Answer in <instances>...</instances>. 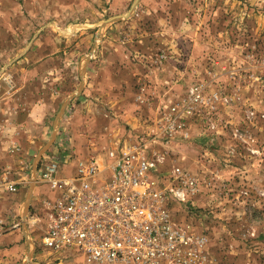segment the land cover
<instances>
[{
    "label": "rangeland",
    "instance_id": "1",
    "mask_svg": "<svg viewBox=\"0 0 264 264\" xmlns=\"http://www.w3.org/2000/svg\"><path fill=\"white\" fill-rule=\"evenodd\" d=\"M26 3L0 0V80L6 87L15 85L10 72L15 64L29 65L32 57L41 55L42 43L53 39L63 43L79 29L68 24L77 9L70 8L61 23L67 30L56 31L52 24L62 17L61 9H41L42 14L34 16ZM93 5L89 11L101 8L102 3ZM127 25L119 34L128 37L126 47L141 83L134 85L125 108L138 115L143 128L137 133L122 124L116 134L125 140L109 143L102 151L154 136L158 142L153 151L167 158L161 171L171 177L180 169L200 186L190 205L174 206L176 220L209 237L217 264H264V0H140ZM89 33L96 35V30ZM73 50L62 46L57 54L68 57ZM99 52L95 46L84 56L94 61ZM81 53L77 48L72 55ZM57 67L65 75L78 73L74 64L62 62ZM54 132L60 134L51 124L49 135ZM56 139L40 162L46 156L89 157H81L63 137ZM49 143L50 139L27 156L21 169L12 168L14 178L20 170L28 178L11 195L27 192L35 160ZM73 171L70 163L61 174L69 176ZM36 183L40 200L30 207L29 218L44 216L43 202L53 196L47 183L38 177ZM20 209H6L9 222H23ZM24 228L23 258L33 249L31 264H83L75 250L53 253L45 249L44 219L36 227L28 222Z\"/></svg>",
    "mask_w": 264,
    "mask_h": 264
},
{
    "label": "crops",
    "instance_id": "2",
    "mask_svg": "<svg viewBox=\"0 0 264 264\" xmlns=\"http://www.w3.org/2000/svg\"><path fill=\"white\" fill-rule=\"evenodd\" d=\"M26 1L34 16L41 15V9H61L62 17L52 24L56 31L67 30L62 28L61 23L70 15V8L77 9L76 17L71 16L68 24L79 26V29L73 31L70 38L63 39V43L62 39L42 43L41 55L32 57L29 65L18 67L15 64L10 68L15 82L13 87H6L0 80V165L21 169L20 163L49 139L63 137L82 157L102 155V149L109 148V143L115 145L125 140L119 137L118 132L116 134L124 123L131 126L133 132H142L138 115L129 113L125 108L134 94V85L141 83V79L126 47L128 37L121 38L119 34L133 17L128 16L135 0H95L102 3L101 8L95 11H89L94 6V0ZM115 7L119 10L115 11ZM93 16L97 19L89 20L88 17ZM93 28L96 35L89 33ZM62 46L74 49L73 54L77 48L82 53L78 57H73L72 53L68 57L58 55ZM95 46L100 49V55L91 61L84 55L87 49ZM62 62L76 65L78 73L63 74L57 67ZM51 124L60 134L54 132L49 135ZM16 146H20L22 154L12 153ZM27 178L26 173L20 170L15 179L25 185ZM32 185L30 182L26 193L0 197V219H9L6 209L16 210L21 206L23 221L20 233L18 228L0 240V264H17L24 259V227L30 222V207L39 204L40 200L38 183L34 187ZM26 254L27 258L21 264L32 263L33 249Z\"/></svg>",
    "mask_w": 264,
    "mask_h": 264
},
{
    "label": "built area",
    "instance_id": "3",
    "mask_svg": "<svg viewBox=\"0 0 264 264\" xmlns=\"http://www.w3.org/2000/svg\"><path fill=\"white\" fill-rule=\"evenodd\" d=\"M157 142L142 136L102 155L41 160L38 179L53 196L43 202L44 216L30 224L44 219L45 249L75 250L83 264H217L209 237L173 215L177 203L190 205L198 195V180L180 169L163 173L167 158L153 151ZM70 163L73 174L62 176ZM20 184L10 166L0 165V194H16ZM21 226L0 219V240Z\"/></svg>",
    "mask_w": 264,
    "mask_h": 264
},
{
    "label": "water",
    "instance_id": "4",
    "mask_svg": "<svg viewBox=\"0 0 264 264\" xmlns=\"http://www.w3.org/2000/svg\"><path fill=\"white\" fill-rule=\"evenodd\" d=\"M139 1L140 0H135V2H134V5H133V8H132V11H131V13H130V15L128 16V17H131V16H133L134 15V13L136 12V9H137V6H138V3H139ZM124 18V17H123ZM91 58V57H90ZM56 134H57V132H55ZM54 140L55 139H53L52 141H50V143L48 144V146L39 154V156L36 158V160H35V163H34V165H35V168H34V179H33V181H32V183H33V187L35 186V184H36V182H37V177H38V165H39V162H40V159H41V157H42V155H44L47 151H48V149H49V146L51 145V144H53V142H54ZM28 211V210H27Z\"/></svg>",
    "mask_w": 264,
    "mask_h": 264
}]
</instances>
